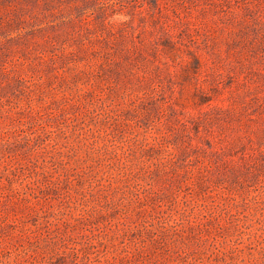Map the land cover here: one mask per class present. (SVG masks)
Here are the masks:
<instances>
[{
    "label": "rangeland",
    "instance_id": "374dc122",
    "mask_svg": "<svg viewBox=\"0 0 264 264\" xmlns=\"http://www.w3.org/2000/svg\"><path fill=\"white\" fill-rule=\"evenodd\" d=\"M0 264H264V0H0Z\"/></svg>",
    "mask_w": 264,
    "mask_h": 264
}]
</instances>
